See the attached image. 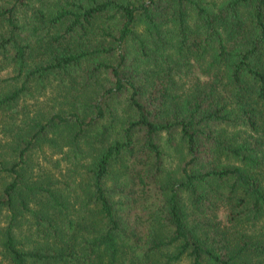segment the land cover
<instances>
[{"label":"trees","instance_id":"1","mask_svg":"<svg viewBox=\"0 0 264 264\" xmlns=\"http://www.w3.org/2000/svg\"><path fill=\"white\" fill-rule=\"evenodd\" d=\"M0 264H264V0H0Z\"/></svg>","mask_w":264,"mask_h":264},{"label":"rangeland","instance_id":"2","mask_svg":"<svg viewBox=\"0 0 264 264\" xmlns=\"http://www.w3.org/2000/svg\"><path fill=\"white\" fill-rule=\"evenodd\" d=\"M42 99L46 100V103H47V104H48V103H51V96L40 97V98L38 99V101H40V100H42ZM55 157H56V155H53V158H55ZM49 159L52 160V158H49ZM44 162H45V161H44ZM172 164H173V162H172ZM44 165H45L46 167L51 166V164L48 162V158H46V163H44ZM63 165H64L63 162H61V166H63Z\"/></svg>","mask_w":264,"mask_h":264}]
</instances>
